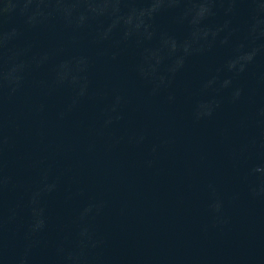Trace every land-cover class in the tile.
<instances>
[{"label":"water","instance_id":"obj_1","mask_svg":"<svg viewBox=\"0 0 264 264\" xmlns=\"http://www.w3.org/2000/svg\"><path fill=\"white\" fill-rule=\"evenodd\" d=\"M0 264H264V0H0Z\"/></svg>","mask_w":264,"mask_h":264},{"label":"clouds","instance_id":"obj_2","mask_svg":"<svg viewBox=\"0 0 264 264\" xmlns=\"http://www.w3.org/2000/svg\"><path fill=\"white\" fill-rule=\"evenodd\" d=\"M66 2V0H57V3H63ZM73 3H88L89 0H72Z\"/></svg>","mask_w":264,"mask_h":264}]
</instances>
